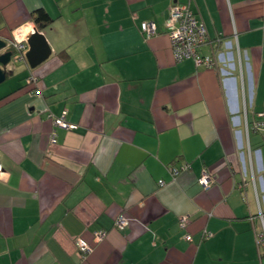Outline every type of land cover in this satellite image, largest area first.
I'll use <instances>...</instances> for the list:
<instances>
[{
    "label": "crops",
    "instance_id": "obj_1",
    "mask_svg": "<svg viewBox=\"0 0 264 264\" xmlns=\"http://www.w3.org/2000/svg\"><path fill=\"white\" fill-rule=\"evenodd\" d=\"M187 1L0 0L6 42L31 32L39 8L54 19L41 31L51 56L8 67L0 84V264H264V135L250 134L244 178L231 111L237 98L249 124L264 111V0L190 2L211 41L237 37L236 91L214 69L176 62L165 24ZM65 110L77 129L54 128ZM120 214L125 230L114 227ZM79 237L93 246L85 262Z\"/></svg>",
    "mask_w": 264,
    "mask_h": 264
},
{
    "label": "built area",
    "instance_id": "obj_2",
    "mask_svg": "<svg viewBox=\"0 0 264 264\" xmlns=\"http://www.w3.org/2000/svg\"><path fill=\"white\" fill-rule=\"evenodd\" d=\"M191 0L184 3H176L170 9L169 17L166 21L165 28L166 33L171 42V49L176 62H181L186 59H193L196 66H204L207 68L214 69L218 72L220 78H222L225 86L229 85L228 89L231 91H236L235 85L232 84L234 71L237 69V64L235 60V51L239 55V66L241 70V76L243 77V66L240 56V49L237 42V37L234 36V40H224L223 38H218L215 41H211L208 36V31L205 24L199 19L196 13L191 8ZM33 27L31 32L28 34L23 29H19L14 34V38L8 42L9 48L13 51L11 57V62L9 67L13 68L16 63H24L26 60V53L28 52V37L33 33ZM142 32L147 38L155 36L157 34V28L153 23L144 22L141 25ZM218 44V47L213 51L210 56L199 55V49L206 44L213 45ZM39 82V78L30 74L27 78V84L36 86ZM243 109L241 107L240 101L236 100L231 111L233 113L232 123L234 129V134L237 139V146L240 152V158L242 160V174L246 178L248 170L246 166L245 159V148L248 146L249 154L250 145L249 137L251 132H257L264 135V111L259 114V118L255 120L252 124L248 123L247 120V101L244 99ZM244 115V121L240 117V114ZM53 118V126L55 129H65V130H75L77 126L71 124L67 120V110H65L60 116L51 115ZM244 126L242 130L241 127ZM53 130L50 136L51 144H57V134L56 130ZM245 130V131H244ZM190 169L189 163H184L179 168H173L171 170L172 180H176L177 176L183 172ZM2 173V166L0 164V175ZM199 183L203 188H209L214 180L207 169H204L201 177L199 178ZM160 187H164L166 182L161 180L159 182ZM190 219L188 216L180 217V228L187 229L189 226ZM130 225V220L125 216V214H120L114 221V227L118 230H125ZM107 235L106 230H100L94 233L95 243H100ZM205 238H210L213 236L211 232H205ZM186 240L191 242V234L185 236ZM258 245H264V231L258 236ZM76 247L78 251V256L81 258L82 262H85L89 254L93 251V246L85 241L83 238L79 237L76 239Z\"/></svg>",
    "mask_w": 264,
    "mask_h": 264
},
{
    "label": "water",
    "instance_id": "obj_3",
    "mask_svg": "<svg viewBox=\"0 0 264 264\" xmlns=\"http://www.w3.org/2000/svg\"><path fill=\"white\" fill-rule=\"evenodd\" d=\"M27 44L29 49L26 53V60L31 69L37 68L52 54V49L46 37L37 28L28 37ZM12 55L13 51L9 48L8 42L0 39V84L7 79Z\"/></svg>",
    "mask_w": 264,
    "mask_h": 264
},
{
    "label": "trees",
    "instance_id": "obj_4",
    "mask_svg": "<svg viewBox=\"0 0 264 264\" xmlns=\"http://www.w3.org/2000/svg\"><path fill=\"white\" fill-rule=\"evenodd\" d=\"M32 20L35 27L40 32L50 27L54 22V19L42 8H39L32 13ZM142 34L146 37V35L143 32ZM253 133H257V132H253Z\"/></svg>",
    "mask_w": 264,
    "mask_h": 264
},
{
    "label": "rangeland",
    "instance_id": "obj_5",
    "mask_svg": "<svg viewBox=\"0 0 264 264\" xmlns=\"http://www.w3.org/2000/svg\"><path fill=\"white\" fill-rule=\"evenodd\" d=\"M21 65V63H16V64H14V67H17V66H20Z\"/></svg>",
    "mask_w": 264,
    "mask_h": 264
}]
</instances>
